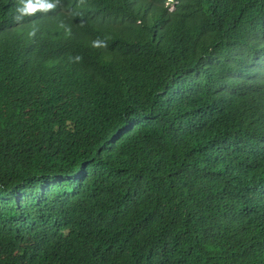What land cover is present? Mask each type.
Masks as SVG:
<instances>
[{
  "label": "trees",
  "instance_id": "1",
  "mask_svg": "<svg viewBox=\"0 0 264 264\" xmlns=\"http://www.w3.org/2000/svg\"><path fill=\"white\" fill-rule=\"evenodd\" d=\"M50 2L0 0V264H264V0Z\"/></svg>",
  "mask_w": 264,
  "mask_h": 264
},
{
  "label": "clouds",
  "instance_id": "2",
  "mask_svg": "<svg viewBox=\"0 0 264 264\" xmlns=\"http://www.w3.org/2000/svg\"><path fill=\"white\" fill-rule=\"evenodd\" d=\"M55 7L56 5L50 2V0L40 4L35 3L34 0H18V6L16 9L18 14L15 16V19L20 21L24 16L34 15L38 10L49 11L55 9ZM34 34V32L30 33V35Z\"/></svg>",
  "mask_w": 264,
  "mask_h": 264
},
{
  "label": "built area",
  "instance_id": "3",
  "mask_svg": "<svg viewBox=\"0 0 264 264\" xmlns=\"http://www.w3.org/2000/svg\"><path fill=\"white\" fill-rule=\"evenodd\" d=\"M172 6V5H171ZM172 9H174L175 8V5L173 4V7H171Z\"/></svg>",
  "mask_w": 264,
  "mask_h": 264
},
{
  "label": "rangeland",
  "instance_id": "4",
  "mask_svg": "<svg viewBox=\"0 0 264 264\" xmlns=\"http://www.w3.org/2000/svg\"><path fill=\"white\" fill-rule=\"evenodd\" d=\"M173 4H174V2H172V3H171L172 6H171V5H170V6L173 7Z\"/></svg>",
  "mask_w": 264,
  "mask_h": 264
}]
</instances>
